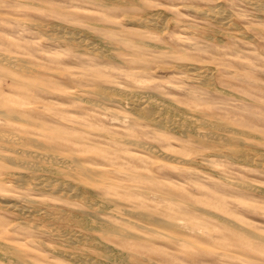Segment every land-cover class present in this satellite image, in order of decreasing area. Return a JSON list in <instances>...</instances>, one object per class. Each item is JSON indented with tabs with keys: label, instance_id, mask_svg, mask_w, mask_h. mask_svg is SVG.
<instances>
[{
	"label": "rangeland",
	"instance_id": "1",
	"mask_svg": "<svg viewBox=\"0 0 264 264\" xmlns=\"http://www.w3.org/2000/svg\"><path fill=\"white\" fill-rule=\"evenodd\" d=\"M156 1L0 0V264H264V0Z\"/></svg>",
	"mask_w": 264,
	"mask_h": 264
},
{
	"label": "bare ground",
	"instance_id": "2",
	"mask_svg": "<svg viewBox=\"0 0 264 264\" xmlns=\"http://www.w3.org/2000/svg\"><path fill=\"white\" fill-rule=\"evenodd\" d=\"M106 1V0H105ZM132 1V0H131ZM135 1V0H134ZM147 1V0H146ZM156 1V0H155ZM157 2V1H156ZM115 3H118V2H115ZM222 3V2H221ZM138 5V4H137ZM136 5V6H137ZM222 5V4H221ZM163 6V5H162ZM172 6V5H171ZM174 6V5H173ZM184 6V5H183ZM189 6V5H188ZM159 7H160V5H159ZM180 7H181V5H180ZM187 7V6H186ZM86 8V7H85ZM155 8V7H154ZM175 9H176V7H175ZM191 9V8H190ZM214 9V8H213ZM219 10H221V9H219ZM78 11V10H77ZM84 12H85V10H83ZM196 11V10H195ZM164 12V11H163ZM202 12V11H201ZM214 12V11H213ZM1 13V12H0ZM87 13V12H86ZM89 13V12H88ZM212 13V12H211ZM165 14V13H164ZM214 15L216 14V13H213ZM218 14V13H217ZM222 14V13H221ZM224 14V13H223ZM5 15V14H4ZM4 15H2V16H4ZM126 15V14H125ZM208 15H209V13H208ZM226 15V14H225ZM127 16V15H126ZM168 16V15H167ZM205 17L207 16V13H206V15H204ZM217 16V15H216ZM252 16V15H251ZM257 16V15H256ZM254 17V16H253ZM123 18H125V16L123 17ZM127 18V17H126ZM143 18V17H142ZM6 19V18H5ZM16 19V18H15ZM113 19H115L114 17H113ZM121 19V18H120ZM116 20V19H115ZM143 20H146V19H143ZM173 20V19H172ZM232 20V19H231ZM27 21H29V20H27ZM34 21V20H33ZM126 21V20H125ZM23 22V21H22ZM39 22V21H38ZM155 22V21H154ZM127 23V22H126ZM140 23V22H139ZM56 24V23H55ZM58 24V23H57ZM85 24V23H84ZM44 25H46V24H44ZM50 25H52V23L50 24ZM157 25V24H156ZM40 26H43V25H40ZM59 26V25H58ZM65 26V25H64ZM46 27V26H45ZM52 27V26H51ZM61 27V26H60ZM168 27V26H167ZM229 27V26H228ZM54 29V28H53ZM161 30H162V28H160ZM73 30H75V28L73 29ZM158 30H159V28H158ZM234 30V29H233ZM240 30V29H239ZM64 31H65V29H64ZM70 31V30H69ZM83 31V30H82ZM160 31V30H159ZM57 32V31H56ZM73 32V31H72ZM71 32V33H72ZM261 32V31H260ZM82 33V32H81ZM185 33V32H184ZM215 33V32H214ZM69 34V33H68ZM67 34V35H68ZM86 34V33H85ZM122 34V33H121ZM66 35V36H67ZM72 35V34H71ZM71 35H69V36H71ZM226 35V34H225ZM7 36V35H6ZM68 36V37H69ZM118 36V35H117ZM204 36V35H203ZM215 36V35H214ZM60 37H61V35H60ZM74 37V36H73ZM213 37V36H212ZM62 38V37H61ZM122 38V37H121ZM124 38V37H123ZM210 38V37H209ZM221 38V37H220ZM93 39V38H92ZM147 39V38H146ZM70 41V40H69ZM83 41V40H82ZM81 41V42H82ZM90 41V40H89ZM95 41V40H94ZM108 41V40H107ZM122 41H123V39H122ZM139 41V40H138ZM217 41V40H216ZM0 42H1V40H0ZM78 42H79V40H78ZM85 42H87L88 43V40L87 41H85ZM93 42V41H92ZM112 42V41H111ZM126 42V41H125ZM141 42V41H140ZM7 43V42H6ZM94 43V42H93ZM143 43H145V42H143ZM154 44V43H153ZM8 45V44H7ZM83 45V44H82ZM93 45V44H92ZM6 46V45H5ZM89 46H91V45H89ZM100 46V45H99ZM10 47V46H9ZM93 47H95V45L93 46ZM169 47V46H168ZM92 48V47H91ZM102 48H103V46H102ZM101 48V49H102ZM116 48V47H115ZM152 48V47H151ZM8 49V48H7ZM11 49V48H10ZM122 49V48H121ZM90 50V49H89ZM89 50H88V52H89ZM95 50V49H94ZM8 51V50H7ZM9 52V51H8ZM93 52V51H92ZM127 52V51H126ZM102 53H103V51H102ZM150 53H153L152 51L150 52ZM161 53V52H160ZM170 53V52H169ZM11 54V53H10ZM99 54V53H98ZM156 54V53H155ZM108 55V54H107ZM157 55V54H156ZM0 56H1V53H0ZM2 56H3V54H2ZM2 56H1V58H2ZM101 56V55H100ZM160 56V55H159ZM3 57H5V56H3ZM124 57V56H123ZM148 57H150V56H148ZM127 58V57H126ZM129 58V57H128ZM4 58H2V60H3ZM7 59V58H6ZM13 59V58H12ZM169 59H171V58H169ZM15 60V59H14ZM19 61V60H18ZM4 62V61H3ZM12 62V61H11ZM14 62V61H13ZM17 62V61H16ZM20 62V61H19ZM117 62V61H116ZM2 63V62H1ZM5 63V62H4ZM8 63V62H7ZM201 63V62H200ZM3 64V63H2ZM6 64V63H5ZM10 65H11V63H9ZM14 64H16V63H14ZM14 64H12V65H14ZM31 64V63H30ZM120 64V63H119ZM125 64V63H124ZM170 64V63H169ZM210 64V63H209ZM1 65V64H0ZM20 65V64H19ZM204 65V64H203ZM15 66V65H14ZM30 66V65H29ZM64 66V65H63ZM157 66V65H156ZM159 66H160V64H159ZM179 66H181V65H179ZM186 66V65H185ZM185 66H182V67H184L185 68ZM190 66V65H189ZM27 66H25V69H27L26 68ZM186 67H188V66H186ZM192 68H193V66H191ZM190 67V68H191ZM175 68H177V67H175ZM180 68V67H179ZM178 68V69H179ZM12 69H14V68H12ZM16 69V68H15ZM19 69V68H18ZM22 69V68H21ZM147 69V68H146ZM182 69V68H181ZM187 69V68H186ZM207 69H209V68H207ZM180 70V69H179ZM199 70H200V68H199ZM204 70H205V68H204ZM204 70H201V71H204ZM11 71V70H10ZM197 70L195 69V72H196ZM234 71V70H233ZM5 72V71H4ZM54 72V71H53ZM142 72V71H141ZM188 72H189V70H188ZM191 72V74L193 73V71H190ZM189 72V73H190ZM200 72V71H199ZM198 72V73H199ZM206 72V71H205ZM151 73V72H150ZM153 73V72H152ZM187 73V72H186ZM214 73V72H213ZM213 73H211V75H213ZM17 74V73H16ZM15 74V75H16ZM58 74H60V73H58ZM141 74V73H140ZM146 74V73H145ZM202 74V73H201ZM206 74L207 73H205V76H206ZM19 75V74H18ZM17 75V76H18ZM53 75V74H52ZM194 75V74H193ZM196 75H197V73H196ZM200 75V74H199ZM202 75H204V74H202ZM128 77V76H127ZM130 77H132V76H130ZM10 78V77H9ZM142 78V77H141ZM153 78V77H152ZM185 78V77H184ZM208 78V77H207ZM213 78V77H212ZM211 78V79H212ZM71 79V78H70ZM81 79V78H80ZM119 79V78H118ZM137 79V78H136ZM145 79H147V78H145ZM150 79V78H149ZM155 79H158V78H155ZM193 79H196V78H193ZM202 79V78H201ZM204 79H206V78H204ZM13 80V79H12ZM43 80V79H42ZM71 80H73V79H71ZM85 80V79H84ZM148 80V79H147ZM200 80V79H199ZM199 80L197 81V84H198V82H199ZM74 81V80H73ZM187 81V80H186ZM126 82V81H125ZM191 82V81H190ZM207 82V81H206ZM206 82L204 83V84H206ZM122 83V82H121ZM133 83V82H132ZM3 84V83H2ZM8 83H6V85H7ZM145 84V83H144ZM210 84V83H209ZM119 85V84H118ZM201 85H202V83H201ZM211 85H215L214 84V81H213V84L211 83ZM210 85V86H211ZM82 86V85H81ZM89 86V85H88ZM123 86V85H122ZM128 86H129V84H128ZM131 86V85H130ZM134 86V85H133ZM77 87V86H76ZM86 87V86H85ZM101 87H102V85H101ZM108 87V86H107ZM110 87V86H109ZM212 87V86H211ZM218 87V86H217ZM80 88V87H79ZM122 88V87H121ZM142 88H144V87H142ZM61 89H63V88H61ZM82 89V88H81ZM124 89H126V87L124 88ZM128 89V88H127ZM126 89V90H127ZM131 89V88H130ZM129 89V90H130ZM212 89H213V87H212ZM70 90H72V89H70ZM83 90V89H82ZM89 90V89H88ZM106 90V89H105ZM114 90V89H113ZM144 90V89H143ZM147 90V89H146ZM12 91V90H11ZM68 91V90H67ZM100 91V90H99ZM75 92V91H74ZM90 92H92V91H90ZM122 92V91H121ZM131 92V91H130ZM153 92V91H152ZM73 93V92H72ZM96 93H97V91H96ZM101 93H103V92H101ZM101 93H97V94H101ZM145 93V92H144ZM9 94V93H8ZM15 94V93H14ZM113 94V93H112ZM111 94V95H112ZM123 94V93H122ZM153 94H155V93H153ZM148 95V94H147ZM225 95H227V94H225ZM69 96H71V95H69ZM114 96V95H113ZM9 97H11L10 95H9ZM22 97V96H21ZM104 97V96H103ZM112 97V96H111ZM104 98H106V97H104ZM114 98V97H113ZM118 98V97H117ZM81 99V98H80ZM90 99V98H89ZM93 103L95 102V101H92ZM114 102H117V101H114ZM147 103H150V100H147L146 101ZM153 102V101H152ZM156 102H157V100H156ZM251 102V101H250ZM33 103H35V102H33ZM103 103V102H102ZM255 103V102H254ZM32 104V103H31ZM41 104V103H40ZM106 104V103H105ZM134 104V103H133ZM143 104V108H146V107H144L145 105H144V103H143V101L141 102V101H139L138 100V103H136V105L137 106H141ZM146 104V103H145ZM159 104H161V103H159ZM22 106H24L23 104H21ZM110 105H111V103H110ZM165 105V104H164ZM27 106V105H26ZM57 106V105H56ZM132 106H134V105H132ZM35 107V106H34ZM116 107V106H115ZM119 107V106H118ZM142 107V106H141ZM148 107V106H147ZM20 108V107H19ZM159 108V107H158ZM38 109V108H37ZM116 109V108H115ZM121 109V108H120ZM160 109H161V107H160ZM16 110V109H15ZM27 110V109H26ZM39 110V109H38ZM127 110V109H126ZM143 110V109H142ZM5 111V110H4ZM49 111V110H48ZM128 111V110H127ZM130 111V110H129ZM108 112V111H107ZM2 113V112H1ZM50 113V112H49ZM123 113L125 114L126 112H124L123 111ZM128 113V112H127ZM25 114V113H24ZM69 114V113H68ZM111 114V113H110ZM145 114H147V118L149 117L148 115L149 114H151V111H150V109L149 108H146V110H145ZM121 115V114H120ZM135 115V114H134ZM141 115H142V113H141ZM140 115V116H141ZM16 116V115H15ZM14 116V117H15ZM54 116V115H53ZM76 116V115H75ZM122 117H123V115H121ZM136 116V115H135ZM126 117V116H125ZM131 117V116H130ZM158 117V116H157ZM11 118H12V116H11ZM16 118V117H15ZM56 118H58V117H56ZM134 118V117H133ZM156 118V117H155ZM159 118V117H158ZM1 119V118H0ZM4 119V118H3ZM14 119V118H13ZM21 119V118H20ZM60 119V118H59ZM151 119V118H150ZM189 119H190V117H189ZM192 119V118H191ZM195 119V118H194ZM219 119V118H218ZM7 120V119H6ZM24 120V119H23ZM51 120V119H50ZM66 120V119H65ZM146 120V119H145ZM162 120H164V119H162ZM199 120V119H198ZM216 120V119H215ZM13 121V120H12ZM15 121V120H14ZM22 121V120H21ZM130 121V120H129ZM202 121V120H201ZM9 122V121H8ZM72 122V121H71ZM123 122V121H122ZM141 122V121H140ZM155 122V121H154ZM167 122H168V120H167ZM169 122H170V120H169ZM224 122V121H223ZM222 122V123H223ZM3 123V122H2ZM59 123V122H58ZM70 123V122H69ZM132 123V122H131ZM137 123V122H136ZM153 123V122H152ZM212 123V122H211ZM148 124V123H147ZM155 124H156V122H155ZM213 124V123H212ZM67 125V124H66ZM80 125V124H79ZM78 124H77V126H79ZM123 125V124H122ZM133 125H134V123H133ZM137 125V124H136ZM214 125V124H213ZM73 126H74V124H73ZM76 126V125H75ZM74 126V127H75ZM139 126V125H138ZM153 126V125H152ZM155 126H158V125H155ZM216 126H218V125H216ZM7 127V126H6ZM81 127H82V125H81ZM84 127H85V125H84ZM94 127V126H93ZM101 127V126H100ZM137 127V126H136ZM221 127V126H220ZM10 128V127H9ZM23 128V127H22ZM50 128V127H49ZM88 128V127H87ZM144 128V127H143ZM158 128V127H157ZM86 129V128H85ZM163 129V128H162ZM224 129V128H223ZM77 130V129H76ZM75 130V131H76ZM98 130V129H97ZM91 131H92V129H91ZM105 131V130H104ZM108 131V130H107ZM171 132V131H170ZM200 132V131H199ZM222 132V131H221ZM227 132V131H226ZM62 133V132H61ZM86 133H88V132H86ZM85 133V134H86ZM105 133H106V131H105ZM119 133V132H118ZM209 133V132H208ZM223 133V132H222ZM231 133V132H230ZM234 133V132H233ZM8 133H5V134H0V138L1 139H5V140H9V141H16L18 138L17 137H15V136H13V135H7ZM99 134V133H98ZM117 134V133H116ZM204 134V133H203ZM210 134V133H209ZM232 134V133H231ZM252 134V133H251ZM90 135V134H89ZM102 135V134H101ZM110 135V134H109ZM141 135V134H140ZM199 135V134H198ZM39 136V135H38ZM116 136V135H115ZM161 136H163V134H161ZM200 136H203L202 134L200 135ZM214 136V135H213ZM30 137V136H29ZM94 137H96V136H94ZM97 137H99V136H97ZM208 136H206V138H207ZM215 137V136H214ZM218 137V136H217ZM259 137V136H258ZM112 139H113V137H111ZM223 138V137H222ZM233 138V137H232ZM28 139V138H27ZM36 139V138H35ZM82 139H83V137H82ZM115 139V138H114ZM39 140V139H38ZM211 140V139H210ZM213 140H214V138H213ZM213 140H211L212 142L211 143H213ZM175 141V140H174ZM243 141V140H242ZM258 141V140H257ZM93 142V141H92ZM244 142V141H243ZM83 144V143H82ZM176 144V143H175ZM197 144V143H196ZM218 144V143H217ZM216 144V145H217ZM46 145V144H45ZM86 145V144H85ZM118 145V144H117ZM245 145V144H244ZM7 146V145H6ZM50 146V145H49ZM52 146V145H51ZM93 146V145H92ZM182 146V145H181ZM245 146H247V145H245ZM98 147V146H97ZM129 147V146H128ZM150 148H152L151 146H149ZM218 147V146H217ZM261 147H263V146H261ZM4 148V147H3ZM7 148V147H6ZM5 148V149H6ZM141 148V147H140ZM155 148V147H154ZM10 149H11V147H10ZM25 149V148H24ZM43 149H44V146H43ZM51 149V148H50ZM148 149V148H147ZM245 149V148H244ZM217 150V149H216ZM218 150H219V148H218ZM220 150H221V148H220ZM35 151H37V150H35ZM45 151H47V150H45ZM99 151V150H98ZM117 151H119V150H117ZM207 151V150H206ZM13 152V151H12ZM26 152V151H25ZM24 152V153H25ZM29 152V151H28ZM28 152H26V154L28 155L29 153ZM34 152V151H33ZM39 152V151H38ZM44 152V151H43ZM50 152V151H49ZM72 152V151H71ZM221 152V151H220ZM250 153H251V151H249ZM2 153V152H1ZM4 153V152H3ZM37 153V152H36ZM40 153V152H39ZM69 153V152H68ZM154 153V152H153ZM156 153V152H155ZM197 153H199V152H197ZM255 153V152H254ZM254 153H252L253 154V157H254ZM43 154H47V153H43ZM130 154H132L131 152H130ZM239 154V153H238ZM247 154H248V152H247ZM260 154V153H259ZM15 155V154H14ZM22 155H24V154H22ZM71 155V154H70ZM77 155V154H76ZM156 155V154H155ZM197 155V154H196ZM257 155V154H256ZM4 156H5V154H4ZM9 156V155H8ZM29 156V155H28ZM55 156V155H54ZM79 156H81V155H79ZM143 156V155H142ZM239 156V155H238ZM1 157V156H0ZM16 157V156H15ZM23 157V156H22ZM161 157V156H160ZM166 156H164V158H165ZM168 157V156H167ZM166 157V158H167ZM170 157H172V156H170ZM227 157H229V156H227ZM230 157H231V155H230ZM260 157V156H259ZM6 159H8V161L10 160L11 162H12V160L14 161V159L12 158V157H5ZM17 158V157H16ZM31 158H34V157H31ZM30 158V159H31ZM53 158H55V157H53ZM84 158V157H83ZM139 158H141V157H139ZM173 158V157H172ZM175 158V157H174ZM256 158V157H255ZM255 158H254V160L253 159H251V158H249V160L251 161V160H253L254 162H255ZM3 159V158H2ZM22 159V158H21ZM40 159V158H39ZM62 159H63V157H62ZM68 159V158H67ZM256 159H258V158H256ZM260 159H263V158H260ZM5 160V159H4ZM44 160V159H43ZM89 160H91V159H89ZM143 160V159H142ZM169 160H172V159H168V161ZM175 160H176V158H175ZM185 160V159H184ZM7 161V162H8ZM17 161V160H16ZM16 161H14V162H16ZM22 162V160H20L19 159V162ZM45 161H47V160H45ZM51 161V160H50ZM172 161H174V160H172ZM171 161V162H172ZM180 161H182V160H180ZM186 161H188V160H186ZM206 161V160H205ZM263 161V160H262ZM23 162H26V161H24L23 160ZM147 162V161H146ZM162 162V161H161ZM179 162V161H178ZM178 162H176V163H178ZM252 162V161H251ZM29 163V162H28ZM27 162H26V164H28ZM175 163V164H176ZM193 163V162H192ZM191 163V164H192ZM250 163V162H249ZM10 165H11V163H9ZM17 164V163H16ZM77 164H79V163H77ZM81 164V163H80ZM84 164V163H83ZM90 164V163H89ZM157 164V163H156ZM161 164V163H160ZM183 164V163H182ZM181 164V165H182ZM187 164V163H186ZM189 164H190V161H189ZM195 164V163H194ZM252 164V163H251ZM19 165H20V163H19ZM18 165V166H19ZM21 165H24V164H21ZM20 165V166H21ZM43 165V164H42ZM46 165V164H45ZM66 165V164H65ZM85 165V164H84ZM87 165H88V162H87ZM92 165V164H91ZM179 165V164H178ZM180 165V166H181ZM258 165V164H257ZM25 166V165H24ZM47 166V165H46ZM94 166H96V165H94ZM114 166V165H113ZM155 166V165H154ZM174 166H176V165H174ZM14 167V166H13ZM16 167V166H15ZM25 167H27V166H25ZM29 167V166H28ZM31 167V166H30ZM58 167V166H57ZM70 167V166H69ZM73 167V166H72ZM71 167V168H72ZM80 167V166H79ZM98 167V166H97ZM100 167V166H99ZM189 167V166H188ZM188 167H186V168H188ZM19 168V167H18ZM21 168V167H20ZM83 168H84V166H83ZM91 168V167H90ZM107 169H108V167H106ZM151 168V167H150ZM190 168V167H189ZM65 169V168H64ZM112 169V168H111ZM26 170V169H25ZM28 170V169H27ZM96 170V169H95ZM31 171V170H30ZM124 171V170H123ZM28 172V171H27ZM61 172V171H60ZM100 172V171H99ZM130 172V171H129ZM135 172V171H134ZM7 173V172H6ZM16 173V172H15ZM89 173H91V172H89ZM101 173H103V172H101ZM23 174V173H22ZM67 175V174H66ZM75 175V174H74ZM92 175V174H91ZM97 175V174H96ZM19 176V175H18ZM28 176V175H27ZM33 176V175H32ZM65 176V175H64ZM112 176V175H111ZM5 177V176H4ZM29 177V176H28ZM34 177H35V175H34ZM66 177V176H65ZM92 177V176H91ZM24 178V177H23ZM27 178V177H26ZM30 178V177H29ZM29 178H27V179H29ZM88 178V177H87ZM97 178V177H96ZM25 179V178H24ZM23 179V180H24ZM36 179V178H35ZM64 179V178H63ZM98 179H100V177L98 178ZM130 179V178H129ZM39 180H40V178H39ZM38 180V181H39ZM48 180V179H47ZM46 180V181H47ZM231 180H233V179H231ZM29 181H31V178L29 179ZM91 181V180H90ZM98 181H100V180H98ZM112 181V180H111ZM237 181V180H236ZM13 182V181H12ZM11 182V183H12ZM44 182V181H43ZM110 182V181H109ZM109 182H107V183H109ZM229 182H232L233 183V181H229ZM239 182H241V181H238V183ZM244 182V181H243ZM14 183H17V182H14ZM22 183V182H21ZM47 183V182H46ZM111 183V182H110ZM234 183H236L235 181H234ZM26 183H24V185H25ZM50 184V183H49ZM48 184V185H49ZM77 184H78V182H77ZM114 184V183H113ZM131 184V183H130ZM231 184V183H230ZM243 184V183H242ZM18 185V184H17ZM20 185H22V184H20ZM30 185V184H29ZM28 185V186H29ZM53 185V184H52ZM80 185H81V183H80ZM119 185H121V184H119ZM234 185V184H233ZM14 186H15V184H14ZM23 186V185H22ZM31 186H33V183H32V185ZM34 186H36V184L34 185ZM51 186V185H50ZM49 186V188H51ZM84 186V185H83ZM235 186H237V185H235ZM239 186V185H238ZM21 187V186H20ZM39 187H42V186H39ZM38 187V188H39ZM86 187V186H85ZM245 187V186H244ZM23 188V187H22ZM78 188V187H77ZM109 188V187H108ZM133 188V187H132ZM42 189V188H41ZM47 189H48V187H47ZM88 189H89V187H88ZM91 189H93V188H91ZM55 190V189H54ZM85 190V189H84ZM112 190V189H111ZM139 190V189H138ZM47 191V190H46ZM49 191V190H48ZM81 191V190H80ZM83 191V190H82ZM104 191V190H103ZM176 191V190H175ZM71 192V191H70ZM83 192H85V191H83ZM82 192V193H83ZM129 192V191H128ZM254 192V191H253ZM52 193V192H51ZM80 193V192H79ZM89 193V192H88ZM88 193H86V194H88ZM145 193H146V191H145ZM54 194V193H53ZM83 194H85V193H83ZM260 194V193H259ZM16 195V194H15ZM39 195V194H38ZM110 194H108V196H109ZM112 195V194H111ZM154 195V194H153ZM160 195V194H159ZM264 195V194H263ZM4 196V195H3ZM73 196H74V194H73ZM84 196V195H83ZM91 196V195H90ZM100 196V195H99ZM106 196V195H105ZM77 197H78V195H77ZM112 197V196H111ZM1 198H3V197H1ZM11 198V197H10ZM72 198V197H71ZM78 198H80V197H78ZM78 198H77V200H78ZM83 198V197H82ZM92 198H93V196H92ZM107 198V197H106ZM171 198V197H170ZM6 199V198H5ZM28 200H29V198H27ZM83 199H85V198H83ZM89 199H91V198H89ZM113 199V198H112ZM115 199H117V198H115ZM9 200V199H8ZM24 200H25V198H24ZM173 200V199H172ZM174 200H176V199H174ZM3 201V200H2ZM10 201V200H9ZM91 201V200H90ZM30 202V201H29ZM83 202V201H82ZM118 202V201H117ZM246 202V201H245ZM10 203H13V202H10ZM249 203V202H248ZM7 204V203H6ZM120 204H121V202H120ZM119 204V205H120ZM252 204V203H251ZM19 205V204H18ZM85 205V207H86V204H84ZM131 205H133V204H131ZM253 205H256V203H253ZM13 206V205H12ZM23 206V205H22ZM18 207V206H17ZM91 207H93V206H91ZM21 208H23V207H21ZM31 208H33V210H34V207H31ZM37 208V207H36ZM98 208V207H97ZM10 209V208H9ZM28 209H29V213H31L30 212V208L28 207ZM28 209H27V211H28ZM39 209H40V207H39ZM197 209H198V207H197ZM6 210V209H5ZM20 210V209H19ZM36 210V209H35ZM44 210V209H43ZM58 210H60V209H58ZM199 210V209H198ZM23 211V210H22ZM21 211V212H22ZM26 211V212H27ZM96 211V210H95ZM105 211V210H104ZM113 211V210H112ZM13 212V211H12ZM18 212V211H17ZM26 212H24L23 211V213H26ZM34 212V211H33ZM36 212V211H35ZM40 212V211H39ZM54 212H56V211H54ZM53 212V213H54ZM201 212V211H200ZM23 213L21 214V215H23ZM136 213V212H135ZM135 213H132V214H135ZM140 213V212H139ZM146 213V212H145ZM203 213H205V212H203ZM49 214V213H48ZM57 214V213H56ZM83 214V213H82ZM27 215H29L28 213H27ZM51 215V214H50ZM54 215V214H53ZM118 215V214H117ZM26 216V215H25ZM31 216H33V215H31ZM34 216H35V213H34ZM63 216V215H62ZM133 216V215H132ZM135 216V215H134ZM32 218V217H31ZM98 218V217H97ZM130 218V217H129ZM156 218V217H155ZM23 219V218H22ZM99 219H101V217L99 218ZM113 219V218H112ZM159 219V218H158ZM161 219V218H160ZM81 220V219H80ZM86 220V219H85ZM107 220V219H106ZM123 220V219H122ZM131 220H132V218H131ZM43 221V220H42ZM133 221V220H132ZM146 221V220H145ZM225 221V220H224ZM3 222V221H2ZM22 222V221H21ZM24 222V221H23ZM104 222V221H103ZM113 222V221H112ZM139 222V221H138ZM144 222V221H143ZM146 222H148V221H146ZM175 222V221H174ZM223 222V221H222ZM226 222V221H225ZM230 222V221H229ZM10 223V222H9ZM17 223V222H16ZM26 223V222H25ZM28 223H30V222H28ZM81 223V222H80ZM109 223V222H108ZM185 223V222H184ZM11 224V223H10ZM130 224V223H129ZM132 224V223H131ZM138 224V223H137ZM136 224V225H137ZM139 224H141V221L139 222ZM164 224V223H163ZM179 224V223H178ZM182 224V223H181ZM232 224V223H231ZM235 223L233 222V225H234ZM17 225V224H16ZM20 225V224H19ZM22 225V224H21ZM29 225V224H28ZM42 225V224H41ZM40 225V226H41ZM79 225V224H78ZM83 225V224H82ZM110 225V224H109ZM120 225V224H119ZM167 225H168V223H167ZM235 225H237V223L235 224ZM239 225V224H238ZM23 226V225H22ZM117 226V225H116ZM137 226H139V225H137ZM141 226V225H140ZM170 226V225H169ZM184 226V225H183ZM81 227V226H80ZM112 227V226H111ZM120 227V226H119ZM163 227V226H162ZM161 227V228H162ZM238 227V226H237ZM26 228V227H25ZM42 228V227H41ZM87 228V227H86ZM116 228V227H115ZM118 228V227H117ZM116 228V229H117ZM145 228V227H144ZM167 228V227H166ZM171 228V227H170ZM182 228V227H181ZM184 228V227H183ZM242 228H244V227H242ZM30 229V228H29ZM83 229V228H82ZM121 229V228H120ZM176 229V228H175ZM178 229V228H177ZM176 229V230H177ZM185 229V228H184ZM247 229V228H246ZM10 230V229H9ZM45 230V229H44ZM89 230V229H88ZM150 230V229H149ZM160 230V229H159ZM172 230V229H171ZM179 230V229H178ZM188 230V229H187ZM3 231H5V230H3ZM3 231H2V234H3ZM148 231V230H147ZM161 232H164V231H162V230H160ZM41 232H43V231H41ZM45 232V231H44ZM46 232H48L47 230H46ZM58 232V231H57ZM103 232V234H105L104 232L105 231H102ZM149 232H152V231H149ZM49 233V232H48ZM115 233V232H114ZM127 233V232H126ZM126 233H125V235H126ZM129 233V232H128ZM165 233H167V231L165 232ZM256 233V232H255ZM254 233V234H255ZM72 234V233H71ZM119 234H121V233H119ZM251 235H253V236H255L253 233H250ZM62 235V234H61ZM134 235H137V234H134ZM133 235V237H135ZM139 235H140V233H139ZM143 235V234H142ZM2 236V235H1ZM70 236V235H69ZM75 236V235H74ZM89 236H91V235H89ZM105 237H106V235H104ZM120 236V235H119ZM179 236V235H178ZM178 236H176V237H178ZM260 236V235H259ZM71 237H73V235L71 236ZM84 237V236H83ZM138 237V236H137ZM173 237V236H172ZM75 238V237H74ZM73 238V239H74ZM96 238V237H95ZM94 238V239H95ZM173 238H175V237H173ZM261 238H262V236H261ZM31 239V238H30ZM42 239V238H41ZM49 239V238H48ZM85 239V238H84ZM114 239V238H113ZM122 239V238H121ZM129 239V238H128ZM138 239V238H137ZM183 239V238H182ZM66 240V239H65ZM76 240V239H75ZM86 240V239H85ZM139 240V239H138ZM148 240V239H147ZM181 240V239H180ZM186 240V239H185ZM29 241V240H28ZM36 241V240H35ZM38 241V240H37ZM88 241V240H87ZM90 241V240H89ZM8 242V241H7ZM41 242V241H40ZM54 242V241H53ZM67 242H70L69 240L67 241ZM75 242V241H74ZM91 242V241H90ZM95 242H96V239H95ZM153 242V241H152ZM37 243H39V242H37ZM44 243V242H43ZM83 243V242H82ZM190 243V242H189ZM21 244H23V243H21ZM26 244V243H25ZM54 244H55V242H54ZM96 244V243H95ZM43 245V244H42ZM51 245V244H50ZM94 245V244H93ZM191 245H194V244H191ZM196 245V244H195ZM201 245V244H200ZM13 246H14V244H13ZM48 246H49V244H48ZM52 246V245H51ZM92 246V245H91ZM90 246V247H91ZM197 246V245H196ZM198 246H199V244H198ZM44 247V246H43ZM73 247H74V245H73ZM97 247V246H96ZM205 247V246H204ZM18 248V247H17ZM60 248V247H59ZM49 249V248H48ZM96 249V248H95ZM107 249H108V247H107ZM14 251H15V249H14ZM20 251V250H19ZM108 251H109V249H108ZM52 253L54 252V251H51ZM62 252H63V250H62ZM65 252V251H64ZM68 252V251H67ZM84 252H86V251H84ZM71 253V252H70ZM17 254V253H16ZM60 254V253H59ZM58 254V255H59ZM74 254H77V253H75L74 252ZM79 254V253H78ZM9 255V254H8ZM67 255V254H66ZM72 255V254H71ZM6 256V255H5ZM15 256H17V255H15ZM65 256V255H64ZM76 256V255H75ZM154 256V255H153ZM38 257V256H37ZM73 257V256H72ZM92 257V256H91ZM16 258V257H15ZM76 258V257H75ZM85 259V258H84ZM145 259V258H144ZM8 260V259H7ZM44 260V259H43ZM53 261V260H52ZM88 261V260H87ZM86 261V262H87ZM150 261V260H149ZM30 262V261H29ZM55 262V261H54ZM78 262H80V261H78ZM85 262V263H86ZM97 262V261H96ZM23 263V262H22ZM53 263V262H52ZM114 263V262H113ZM10 264H12L11 262H10ZM152 264H153V262H152Z\"/></svg>",
	"mask_w": 264,
	"mask_h": 264
}]
</instances>
